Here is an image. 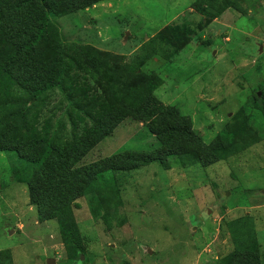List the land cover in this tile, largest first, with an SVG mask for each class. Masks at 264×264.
Masks as SVG:
<instances>
[{"label": "rangeland", "instance_id": "obj_1", "mask_svg": "<svg viewBox=\"0 0 264 264\" xmlns=\"http://www.w3.org/2000/svg\"><path fill=\"white\" fill-rule=\"evenodd\" d=\"M226 1L206 28L198 0H102L55 20L64 45L93 50L114 77L141 63L146 80L139 90L183 116L204 144L245 117L253 138L211 166L172 156L166 168L152 163L116 173L118 193L76 200L71 213L83 247L76 264H221L232 253L241 256L228 230L236 220L247 221L258 246L241 259L264 264V117L257 108L264 102V0ZM176 28L183 39L170 32ZM69 107L58 89L43 115L69 131ZM158 147L145 123L125 119L83 163ZM11 163L0 152V264H75L57 222L37 220L28 187L14 180Z\"/></svg>", "mask_w": 264, "mask_h": 264}, {"label": "trees", "instance_id": "obj_2", "mask_svg": "<svg viewBox=\"0 0 264 264\" xmlns=\"http://www.w3.org/2000/svg\"><path fill=\"white\" fill-rule=\"evenodd\" d=\"M101 1L0 0V152L12 157V177L28 187L37 220L57 222L63 244L75 253L71 260L75 264L83 250L71 213L76 200L94 194L100 200V191L118 193L116 173L152 163L166 168L167 158L183 155L208 167L239 152L253 139L245 117L225 128L220 138L204 144L183 116L139 90L146 80L140 72L141 63L126 67L114 77L93 50L64 45L55 20ZM196 5L203 18L201 26L206 28L229 3L198 0ZM170 32L185 37L178 28ZM58 89L70 104L66 111L69 131L64 122L55 127V117L43 115L50 94ZM257 108L264 117L263 100L258 101ZM125 119L145 123L159 147L149 154L125 151L83 163ZM90 206L96 215L93 200ZM104 219L111 227L107 215ZM228 230L235 252L241 256L232 253L221 264H250L243 261L248 256L241 259L242 253L255 254L258 246L247 221L228 223Z\"/></svg>", "mask_w": 264, "mask_h": 264}, {"label": "water", "instance_id": "obj_3", "mask_svg": "<svg viewBox=\"0 0 264 264\" xmlns=\"http://www.w3.org/2000/svg\"><path fill=\"white\" fill-rule=\"evenodd\" d=\"M80 259L83 260V257L81 256ZM47 264H55V262H54V260H52V261H47Z\"/></svg>", "mask_w": 264, "mask_h": 264}]
</instances>
